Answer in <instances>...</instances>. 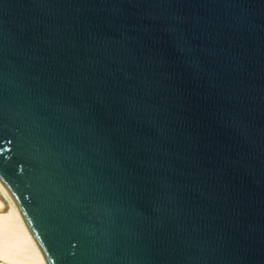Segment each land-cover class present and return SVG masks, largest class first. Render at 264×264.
<instances>
[{"label":"water","instance_id":"water-1","mask_svg":"<svg viewBox=\"0 0 264 264\" xmlns=\"http://www.w3.org/2000/svg\"><path fill=\"white\" fill-rule=\"evenodd\" d=\"M0 183L47 264H264V0H0Z\"/></svg>","mask_w":264,"mask_h":264},{"label":"bare ground","instance_id":"bare-ground-1","mask_svg":"<svg viewBox=\"0 0 264 264\" xmlns=\"http://www.w3.org/2000/svg\"><path fill=\"white\" fill-rule=\"evenodd\" d=\"M0 264H47L26 220L1 183Z\"/></svg>","mask_w":264,"mask_h":264}]
</instances>
